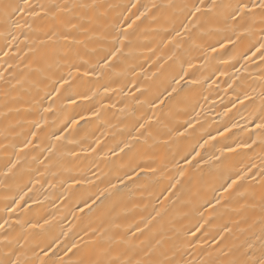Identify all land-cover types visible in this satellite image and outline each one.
I'll use <instances>...</instances> for the list:
<instances>
[{"label":"bare ground","instance_id":"6f19581e","mask_svg":"<svg viewBox=\"0 0 264 264\" xmlns=\"http://www.w3.org/2000/svg\"><path fill=\"white\" fill-rule=\"evenodd\" d=\"M4 4L0 264H260V0Z\"/></svg>","mask_w":264,"mask_h":264},{"label":"snow or ice","instance_id":"6c2138e0","mask_svg":"<svg viewBox=\"0 0 264 264\" xmlns=\"http://www.w3.org/2000/svg\"><path fill=\"white\" fill-rule=\"evenodd\" d=\"M17 7L18 6H15L14 7L11 4H4L3 5V12L0 13V14H2L5 17V19L7 20L11 15H13L15 13ZM253 7H256V5H253ZM259 7H260L261 10H264V0H260ZM240 8H241V11H243L245 8H247V6L246 5H240ZM20 11H23V9H20ZM197 11H199V8L197 9ZM248 11H251V9H248ZM13 39H15V37H13ZM221 47H224V45H221ZM260 49H264V44H261ZM260 49H258V51ZM212 51L215 52L216 49H212ZM113 55H115V53H113ZM189 67H191V65H189ZM67 83H68V81H66V80L61 81L62 86L63 85H66ZM59 91H60V89L58 88L57 89V92H59ZM106 91H107V89H106ZM84 99H87V97H84ZM71 102L72 103H75V101H71ZM262 112H264V110H262ZM253 123H255V122L253 121ZM37 127H39V125H37ZM141 127H143V125ZM233 127H236V126L233 125ZM256 130L257 131H264V123L257 124L256 125ZM224 131L225 132H229L230 129L225 128ZM34 135H35V133H34ZM221 135H223V134L221 133ZM249 137H251V133H249ZM262 143H264V140H262ZM253 144H255V141H253ZM201 147H203V145ZM251 147L252 146L251 145H248V144H237L235 149L234 148H227L226 151L227 152H234V151H236V149H244V148H246V149H248L250 151L251 150ZM253 167H255V165H253ZM45 223H47V221ZM249 264H256V262L253 259L252 261L249 262ZM260 264H264V259H262L260 261Z\"/></svg>","mask_w":264,"mask_h":264}]
</instances>
